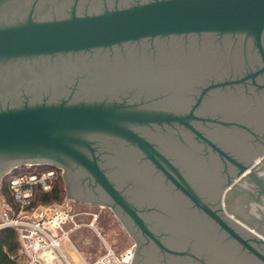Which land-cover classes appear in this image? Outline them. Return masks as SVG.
I'll return each mask as SVG.
<instances>
[{
  "label": "water",
  "instance_id": "1",
  "mask_svg": "<svg viewBox=\"0 0 264 264\" xmlns=\"http://www.w3.org/2000/svg\"><path fill=\"white\" fill-rule=\"evenodd\" d=\"M26 164L131 264H264V0H0V179Z\"/></svg>",
  "mask_w": 264,
  "mask_h": 264
},
{
  "label": "built area",
  "instance_id": "2",
  "mask_svg": "<svg viewBox=\"0 0 264 264\" xmlns=\"http://www.w3.org/2000/svg\"><path fill=\"white\" fill-rule=\"evenodd\" d=\"M56 174L55 166L47 165L42 170L11 175L8 193L0 188V228L10 226L18 233L20 256L17 264H131L136 244L118 252L102 239L106 249L92 260H87L79 251L72 235L83 226L95 228L97 213L90 222H84L70 202L58 206L32 205L36 188L50 190ZM64 246L74 251L75 262Z\"/></svg>",
  "mask_w": 264,
  "mask_h": 264
},
{
  "label": "rangeland",
  "instance_id": "3",
  "mask_svg": "<svg viewBox=\"0 0 264 264\" xmlns=\"http://www.w3.org/2000/svg\"><path fill=\"white\" fill-rule=\"evenodd\" d=\"M38 165L44 166L49 164H38ZM50 165L58 167L59 174L63 178L64 187H65V179L63 176L64 167L54 164H50ZM21 166L25 167V169L22 172H26V171L29 172V170L26 168L29 166H34V164L31 165L26 164ZM21 166H19L18 168H20ZM43 166L39 168V170H42L43 168L47 167V166L44 167ZM7 175H5L0 179V188H2V184H3L2 181ZM56 176L58 177V171ZM69 199H73V200L68 201ZM67 202H70V204L73 206V209L78 213L79 218L84 222H90L92 220L93 214L95 213L98 214V220L95 223V228L83 226L76 233H74V235H72V239L74 243L76 244L79 251L84 255V257L87 260H92L105 251L106 247L104 246L102 239H104L108 245L115 248L118 252L125 251L133 244H136L137 246V241L132 236V234L125 226V224L123 223V221L118 216L115 210L111 208L103 207L100 203L92 200L68 196L66 187H65V193L63 194L60 200L56 202H52L47 205L58 206L65 204ZM107 210L112 212L113 218L104 221L102 220V218H104V215H106L105 213L107 212ZM63 248L67 252L70 259L73 262H75L77 256L75 255L74 251L68 246L66 247L64 246Z\"/></svg>",
  "mask_w": 264,
  "mask_h": 264
},
{
  "label": "trees",
  "instance_id": "4",
  "mask_svg": "<svg viewBox=\"0 0 264 264\" xmlns=\"http://www.w3.org/2000/svg\"><path fill=\"white\" fill-rule=\"evenodd\" d=\"M42 166L43 165H34L29 166L26 169H28L29 171L39 170V168H41ZM55 168L58 171V177L53 182L52 188L48 191H43L39 187H37L32 203L33 206L47 205L52 202H56L60 200L65 193L63 178L59 174L58 167L55 166ZM24 169V166L16 168L3 179L2 190L4 192L8 193V180L10 176L15 173L22 172ZM105 214L106 215H104V218H102V220L106 221L113 218L111 211L107 210ZM19 249L20 242L18 239L17 231L10 226L0 228V264H17L20 256Z\"/></svg>",
  "mask_w": 264,
  "mask_h": 264
},
{
  "label": "flooded vegetation",
  "instance_id": "5",
  "mask_svg": "<svg viewBox=\"0 0 264 264\" xmlns=\"http://www.w3.org/2000/svg\"><path fill=\"white\" fill-rule=\"evenodd\" d=\"M45 62H47V61H45ZM45 62H41V64H39V65H37V66H44V65H46L47 67H49L48 66V64L47 63H45ZM59 65H62L63 66V64L61 63V64H59ZM22 66H28V64L26 65V64H24V65H22ZM32 67V66H31ZM33 67H35V66H33ZM67 158H69V160H70V162H69V167L70 166H73V161H74V159L73 158H71V157H69V156H66ZM68 167V168H69ZM69 170V169H68ZM103 207H107V208H110L109 206H105V205H103ZM112 209V208H111ZM178 224V223H177Z\"/></svg>",
  "mask_w": 264,
  "mask_h": 264
}]
</instances>
